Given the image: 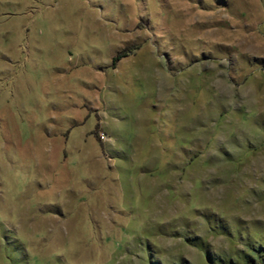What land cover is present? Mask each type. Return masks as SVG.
<instances>
[{"label":"rangeland","instance_id":"obj_1","mask_svg":"<svg viewBox=\"0 0 264 264\" xmlns=\"http://www.w3.org/2000/svg\"><path fill=\"white\" fill-rule=\"evenodd\" d=\"M0 264H264V0H0Z\"/></svg>","mask_w":264,"mask_h":264},{"label":"trees","instance_id":"obj_2","mask_svg":"<svg viewBox=\"0 0 264 264\" xmlns=\"http://www.w3.org/2000/svg\"><path fill=\"white\" fill-rule=\"evenodd\" d=\"M126 53H127V52H125V51H122V52L118 53V54L113 58V60H112V65L114 66L115 63H116L117 61H119L120 59L126 57V56H127Z\"/></svg>","mask_w":264,"mask_h":264}]
</instances>
